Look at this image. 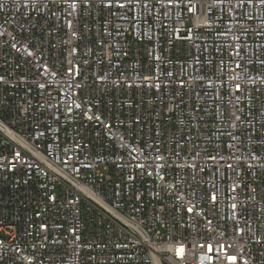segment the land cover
<instances>
[{"label":"built area","instance_id":"2783aa9c","mask_svg":"<svg viewBox=\"0 0 264 264\" xmlns=\"http://www.w3.org/2000/svg\"><path fill=\"white\" fill-rule=\"evenodd\" d=\"M0 264H264V0H0Z\"/></svg>","mask_w":264,"mask_h":264}]
</instances>
